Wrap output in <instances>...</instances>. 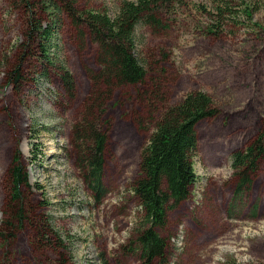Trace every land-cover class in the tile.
Returning a JSON list of instances; mask_svg holds the SVG:
<instances>
[{
    "label": "rangeland",
    "instance_id": "rangeland-1",
    "mask_svg": "<svg viewBox=\"0 0 264 264\" xmlns=\"http://www.w3.org/2000/svg\"><path fill=\"white\" fill-rule=\"evenodd\" d=\"M65 1L112 16L134 0ZM181 1L160 14L162 28L135 33L147 71L142 87L97 83L96 45L65 18L59 57L74 82L68 94L54 74L41 75L38 56L19 49L21 0H0V264H141L132 192L140 152L157 110L198 91L217 113L196 127V181L168 213L163 264H264V168L235 204L231 169L232 153L250 144L264 119V0ZM218 5L223 16L210 20ZM17 65L20 81L11 78ZM89 123L106 140L108 192L98 205L77 168ZM17 158L27 185L15 203L8 170Z\"/></svg>",
    "mask_w": 264,
    "mask_h": 264
},
{
    "label": "trees",
    "instance_id": "trees-1",
    "mask_svg": "<svg viewBox=\"0 0 264 264\" xmlns=\"http://www.w3.org/2000/svg\"><path fill=\"white\" fill-rule=\"evenodd\" d=\"M177 2L182 4L183 1H123L117 11L109 16L101 11L79 12L65 0H46L42 7L37 3L34 5L28 0H21L20 4L27 18L19 49L26 55L34 53V60L38 56L37 61L42 65L41 75L47 78L54 74L65 92L72 94V75L59 57L60 34L66 18L80 32V36L83 37L84 33L96 45V65L99 69L97 83L102 80L108 87H142L147 71L137 55L135 33L139 26L162 28L160 14L166 10L173 11ZM222 2L226 4L223 0ZM221 8L218 5L213 12L207 13L210 20H218L223 16ZM246 17L250 18L247 12ZM12 77L13 80L20 81V65L13 70ZM95 96L98 98L103 95H99L97 91ZM216 113L212 99L200 91L185 95L176 104L161 106L156 112L151 132L140 152L138 177L132 184V192L141 213L134 233L136 253L141 264H163L166 261L167 244L162 234L167 226L168 213L189 198L196 181L193 169V160L198 152L196 127ZM98 125L89 123L81 130L83 147L77 163L83 183L97 205L108 192L104 184L106 140L101 131L96 129ZM21 164L20 158L14 159L8 170L11 197L15 203L21 199V191L27 185L26 172L21 169ZM262 168L264 119L250 144L231 155L234 178L232 204L239 197H248ZM20 209L15 221L22 218Z\"/></svg>",
    "mask_w": 264,
    "mask_h": 264
}]
</instances>
